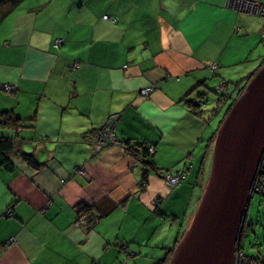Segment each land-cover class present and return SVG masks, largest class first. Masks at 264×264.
Returning a JSON list of instances; mask_svg holds the SVG:
<instances>
[{"label":"crops","instance_id":"0c3cea01","mask_svg":"<svg viewBox=\"0 0 264 264\" xmlns=\"http://www.w3.org/2000/svg\"><path fill=\"white\" fill-rule=\"evenodd\" d=\"M228 14L226 0H22L0 21V85L15 86L0 88V112L21 122L0 136L43 163L34 169L16 153L12 172L0 168V264H156L175 247L203 191L217 125L183 98L208 91L203 70L238 29ZM262 56L247 58L237 80L221 70L237 63L212 71L236 83ZM112 114L115 140L153 145L152 169L117 145L95 147ZM181 168L172 188L156 173Z\"/></svg>","mask_w":264,"mask_h":264},{"label":"water","instance_id":"95a60500","mask_svg":"<svg viewBox=\"0 0 264 264\" xmlns=\"http://www.w3.org/2000/svg\"><path fill=\"white\" fill-rule=\"evenodd\" d=\"M219 88L222 86L217 85L213 93ZM263 150L264 63L252 73L221 120L203 191L168 264H233L250 185Z\"/></svg>","mask_w":264,"mask_h":264},{"label":"rangeland","instance_id":"374dc122","mask_svg":"<svg viewBox=\"0 0 264 264\" xmlns=\"http://www.w3.org/2000/svg\"><path fill=\"white\" fill-rule=\"evenodd\" d=\"M226 9L233 12V14H228L225 17L226 22L229 23L236 17L238 19V29L235 27L231 33H229L226 37H223L222 45L220 47L221 50L219 49L215 55L219 56L222 54L220 62L223 61V64L237 63L236 65H227L223 68L221 67V70L223 69V73H225L228 77L237 80L240 72H242L240 70L243 68V62L246 61L247 58L248 60H254L259 54L262 55L264 53V35L260 32V29H263L262 26L264 25V18L227 7ZM211 21L212 20H209L208 25L205 26L207 32H211L214 28L213 23H210ZM247 32L249 33L248 35H246ZM194 35L195 37H202L197 28H195ZM214 37L215 35H212L209 40L210 47L215 42ZM246 37L248 38L247 40L245 39ZM255 39L256 43L254 44L253 40ZM220 62L218 63V61L215 60L211 63V65H218ZM203 72L208 74L205 82L209 90L215 89L216 86L221 83L222 79L217 77L218 74L216 71L214 72L211 69L209 70L208 67L206 70H203ZM232 87L233 86H229V89L231 90ZM207 95V103L202 105L200 111L207 115L204 118V121H207L208 124L210 123L208 128H214L216 123L223 119L222 111L220 107H218L219 103H217L219 95L210 91L207 92ZM206 125L207 124H205V126ZM206 135L207 134H205V136ZM210 164L211 155L206 164L208 174ZM246 224L249 226L246 229L245 237L242 238L243 251L248 256H254L264 261V201L258 195H253V197L249 200L246 211Z\"/></svg>","mask_w":264,"mask_h":264},{"label":"trees","instance_id":"16d2710c","mask_svg":"<svg viewBox=\"0 0 264 264\" xmlns=\"http://www.w3.org/2000/svg\"><path fill=\"white\" fill-rule=\"evenodd\" d=\"M22 0H0V21L4 19L11 11H13L21 2ZM264 35V28H263V33ZM264 63V56H262V60L260 61V64L256 68V70ZM210 67V66H209ZM218 65H216V68ZM215 68V69H216ZM211 69V70H215ZM255 70V71H256ZM254 71V72H255ZM252 74H249L248 76L244 77L241 79V81H238L236 83H228L225 80H221L224 82V86L220 91H218L216 94L219 95L218 98V107L220 109L222 108L223 104V117L225 113L228 111V108L231 106V104L235 101V99L241 94L243 91L248 79L250 78ZM229 86H233L232 89H229ZM196 89H193L190 94L194 93ZM215 89H210L208 91L213 92ZM207 91V92H208ZM207 92L206 93H196L194 94L193 98L188 99L186 95L183 98V101L185 104L191 109L194 110L195 108H199L202 106V104L206 103L207 99ZM226 98V101L224 102V99ZM225 104H224V103ZM221 123V120L217 123L215 130L213 131L211 138H210V144H209V150L211 149L212 151V145L213 141L215 138L216 131ZM21 122L20 119L16 116H13L9 113L6 112H0V129H5V128H11V129H17L20 127ZM124 147L126 149V152L129 153L131 156H133L136 160L140 161L144 166H146L148 169H152L153 164L152 161L150 160L152 153L147 151V148L145 147L148 145V143L144 141H134V142H124ZM153 146V145H152ZM17 153V156L20 157L28 166L34 168V169H39L43 166V163L39 162L36 160L33 154L31 153H26V152H18L17 150L15 151V145L14 141L11 137H5V136H0V168L12 172L14 170V163L12 161V157ZM183 169V168H181ZM161 170H156V173ZM176 173V172H175ZM208 174V173H207ZM179 184V183H178ZM250 199L253 197L252 194L249 193ZM249 199V200H250ZM84 209L85 211H89L90 208L87 207V205L84 204V207L81 208V210ZM247 211V210H246ZM249 225L246 224V215L243 219V221L240 224V229L238 232L237 239L239 242V248L243 249V243H242V238L245 237L246 229ZM173 252L172 250H168L166 252V255L161 261H158L156 264H168L170 256ZM254 257V256H253ZM257 258V257H255ZM258 259V258H257ZM260 260V259H258ZM262 261V260H260ZM264 263V261H262Z\"/></svg>","mask_w":264,"mask_h":264},{"label":"built area","instance_id":"2783aa9c","mask_svg":"<svg viewBox=\"0 0 264 264\" xmlns=\"http://www.w3.org/2000/svg\"><path fill=\"white\" fill-rule=\"evenodd\" d=\"M226 7L240 12L264 17V0H226ZM102 18L106 20L114 21L113 18L109 17L106 14H104ZM60 43H61L60 39H55L54 47L58 48ZM215 68L216 65L214 64L210 65V69H215ZM219 86L223 87L224 84L220 83ZM0 88L6 92H12L15 90L14 85L7 83L1 84ZM151 90H152V86L144 87L140 89V95L146 97L150 94ZM225 101L226 98L224 99V102ZM117 118H118L117 114L110 115L106 123L98 130L96 135V141L94 143L95 147L102 148L108 145H117L118 147H120L122 151L126 152L124 144L115 140L113 135V126ZM145 147L147 148L148 152L152 153L154 147L151 144H148ZM80 173L83 174L81 170ZM158 175H160L163 178V180L166 182L168 187L172 188L184 179L185 172L183 169H179L176 173L171 174L168 171L161 170L158 171ZM249 193L252 195H258L264 201V150L261 155L260 161L258 163L257 169L255 171L253 180L251 182ZM152 205H156L155 200L152 201ZM6 215H10V210L6 211ZM12 242L13 240L8 244L10 245ZM233 264H264V263L253 256L246 255L243 249L239 248V242L238 240H236L233 251Z\"/></svg>","mask_w":264,"mask_h":264},{"label":"clouds","instance_id":"9594fccd","mask_svg":"<svg viewBox=\"0 0 264 264\" xmlns=\"http://www.w3.org/2000/svg\"><path fill=\"white\" fill-rule=\"evenodd\" d=\"M262 18H264V17H262Z\"/></svg>","mask_w":264,"mask_h":264}]
</instances>
